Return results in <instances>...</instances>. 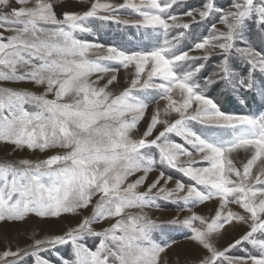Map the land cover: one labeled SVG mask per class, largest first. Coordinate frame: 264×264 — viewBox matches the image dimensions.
<instances>
[{
	"label": "snow or ice",
	"instance_id": "snow-or-ice-1",
	"mask_svg": "<svg viewBox=\"0 0 264 264\" xmlns=\"http://www.w3.org/2000/svg\"><path fill=\"white\" fill-rule=\"evenodd\" d=\"M69 2L0 0V225L80 217L0 264H264V0Z\"/></svg>",
	"mask_w": 264,
	"mask_h": 264
},
{
	"label": "rangeland",
	"instance_id": "rangeland-1",
	"mask_svg": "<svg viewBox=\"0 0 264 264\" xmlns=\"http://www.w3.org/2000/svg\"><path fill=\"white\" fill-rule=\"evenodd\" d=\"M115 2H122V0H115ZM189 2L193 5H197L199 0H189ZM221 2H225V0H221ZM65 7L76 9L82 7L79 0H70V2ZM59 11V9H57ZM108 39V37H105ZM124 72L121 70V77H124ZM123 82V79H122ZM23 87H30V85H21ZM216 93L214 92L213 95ZM224 106L229 110L238 111L240 110V106L236 102L235 99H226L224 101ZM251 111H257V105L251 104ZM10 148L7 146H0V159H16L20 156H28L30 158H43L41 154H29L27 152L24 153H15L9 155ZM46 155V154H45ZM156 173H153V176ZM211 207V206H209ZM201 212H207L208 208L198 209ZM90 213V209L85 211L83 215H87ZM154 217L158 216L162 219H167L174 217L176 215H180L181 218L187 213H178V210L175 207H168L161 210H153L151 213ZM80 217L79 216H70L65 215L59 220L49 219V220H40L36 217H31L26 223H17V224H4L0 225V251L4 250L10 244L15 247L17 245L24 246L25 244L30 242V238L35 233L37 238L45 235L46 233H60L64 231L67 227L74 226L78 223ZM242 229H236L228 234H226L221 240L220 244H225L233 235H236ZM197 255V251L194 250L189 245H181L179 248L175 249L168 254V264H184L185 259H194Z\"/></svg>",
	"mask_w": 264,
	"mask_h": 264
}]
</instances>
